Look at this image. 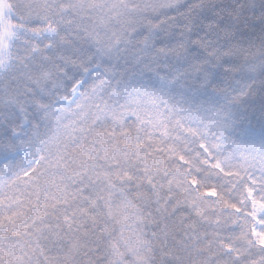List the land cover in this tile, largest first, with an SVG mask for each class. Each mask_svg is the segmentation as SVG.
Segmentation results:
<instances>
[{
  "label": "snow or ice",
  "instance_id": "1",
  "mask_svg": "<svg viewBox=\"0 0 264 264\" xmlns=\"http://www.w3.org/2000/svg\"><path fill=\"white\" fill-rule=\"evenodd\" d=\"M0 264H264V0H0Z\"/></svg>",
  "mask_w": 264,
  "mask_h": 264
},
{
  "label": "trees",
  "instance_id": "2",
  "mask_svg": "<svg viewBox=\"0 0 264 264\" xmlns=\"http://www.w3.org/2000/svg\"><path fill=\"white\" fill-rule=\"evenodd\" d=\"M216 2H221V0H216ZM224 2H227V0H224Z\"/></svg>",
  "mask_w": 264,
  "mask_h": 264
}]
</instances>
